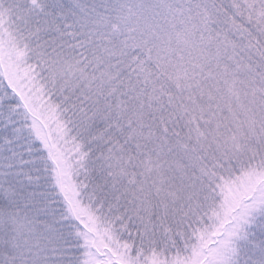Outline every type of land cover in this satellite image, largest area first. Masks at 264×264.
I'll list each match as a JSON object with an SVG mask.
<instances>
[{"label":"snow or ice","instance_id":"snow-or-ice-1","mask_svg":"<svg viewBox=\"0 0 264 264\" xmlns=\"http://www.w3.org/2000/svg\"><path fill=\"white\" fill-rule=\"evenodd\" d=\"M0 264H264V0H0Z\"/></svg>","mask_w":264,"mask_h":264}]
</instances>
